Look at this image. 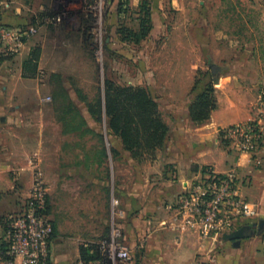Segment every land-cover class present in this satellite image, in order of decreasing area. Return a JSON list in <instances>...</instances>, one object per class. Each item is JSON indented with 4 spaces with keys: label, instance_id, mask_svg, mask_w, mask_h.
I'll return each mask as SVG.
<instances>
[{
    "label": "crops",
    "instance_id": "1",
    "mask_svg": "<svg viewBox=\"0 0 264 264\" xmlns=\"http://www.w3.org/2000/svg\"><path fill=\"white\" fill-rule=\"evenodd\" d=\"M107 2L116 15L113 22L134 28L140 26L142 6L150 12L152 28L142 40L146 45L141 53L147 59L146 87L160 100L165 97L161 110L176 112L163 117L169 126L165 143L138 167L111 163L93 169L86 160L77 164L67 155L62 160L55 131L61 121L53 110V115L38 119L53 129L47 134L45 163L38 153L29 152L25 134L11 127L22 123L18 109L24 102L18 101L11 84L38 80L44 71L61 79L84 59L81 38L72 34L81 22L80 8L70 0H0V26L38 28L15 56L3 55L0 44V243L7 238L8 216L25 204L37 166L49 189L48 216L54 227L49 264H78L82 243L108 235L115 199L121 207L118 221L124 241L133 254L118 264H264V229L235 246L225 234L201 236L185 227L177 214L178 195L211 168L218 174L234 171L245 199L257 211L241 218L238 228L264 219V144L258 153L249 154L220 136L222 127L258 115L256 105L264 90V0ZM126 12L138 17L126 18ZM75 49L79 53L74 55ZM33 50L38 52L36 66L26 68ZM212 64L220 68L219 83H213L216 107L208 120L197 123L189 115L190 94L197 79L195 91L203 90ZM41 140L38 132L34 145L39 147ZM79 153L86 157L87 148ZM11 264H23V258L13 257Z\"/></svg>",
    "mask_w": 264,
    "mask_h": 264
},
{
    "label": "rangeland",
    "instance_id": "2",
    "mask_svg": "<svg viewBox=\"0 0 264 264\" xmlns=\"http://www.w3.org/2000/svg\"><path fill=\"white\" fill-rule=\"evenodd\" d=\"M70 1L76 10L80 8L77 15L81 17V22L78 27L73 29L72 34L74 37L81 38L84 59H78V64L72 66L67 75L61 79L49 77L44 71L38 80L24 78L20 81H13L11 88L18 91L16 98L18 101L24 102L22 107L18 109L19 114L23 117L22 123L20 125L13 124L11 127L13 130L25 134L23 140L25 148L32 154L36 152V156L38 153L39 160L45 163L46 159L44 161L43 152L49 148L47 134L51 132L52 125L42 122L43 120L38 123V119L41 116L53 115L54 110L61 121L59 124H55V131L59 137L57 146L61 148L62 160L66 158V155L67 158L76 159L77 164L86 160L87 165L92 166L93 169L96 164L108 165L111 163L119 164L121 167L126 165L143 166V164H147L148 159L152 158V154L126 150L121 139L109 129L108 117L105 113L104 82L106 78H109L122 86L147 88V59L146 56H141L146 44L142 42L143 39L137 42L130 41V43L122 40L118 34L121 21L113 22L116 15L110 11L107 0L102 1L101 11L100 8L95 7L97 1L100 0ZM65 11L67 10L65 9ZM100 13L102 14V48L100 40L98 41L96 38L97 34L100 36V32L96 25L95 14L100 15ZM67 16H74V14L68 13ZM125 16L130 19L138 17L135 13ZM135 30H139V28H135ZM89 34L93 36L94 44L89 40ZM47 46L49 45H46V48ZM47 53L48 55L51 54L48 48L45 55ZM75 53L78 54L79 50L75 49L73 54L75 55ZM215 84L217 86L218 83ZM216 86L214 85V87ZM149 92L156 99L158 105L163 104L165 97H162L161 100H163L161 101L158 95ZM194 93L195 91L190 94V98ZM48 96L51 100H46ZM174 111L172 108H164L163 110L159 108L162 119L164 116L174 115L176 113ZM4 115H9V113L5 112ZM38 132L42 138L39 147L34 145L35 134ZM84 147L87 148L86 157L80 158L79 150L84 149ZM70 149L73 153H70ZM74 155L75 158H73ZM40 171L44 174L43 170ZM81 190L78 189L77 195H80ZM107 192L112 196L110 189ZM120 208V204L111 205L108 235L100 237L97 242L83 244H98L104 237H108L114 210L120 212Z\"/></svg>",
    "mask_w": 264,
    "mask_h": 264
},
{
    "label": "built area",
    "instance_id": "3",
    "mask_svg": "<svg viewBox=\"0 0 264 264\" xmlns=\"http://www.w3.org/2000/svg\"><path fill=\"white\" fill-rule=\"evenodd\" d=\"M102 1H97L95 6L100 11ZM95 20L100 32L96 38L100 40L102 48V14H95ZM37 32L36 26L23 28L1 25L0 44L3 55L20 53L25 40ZM46 100H51L50 96ZM256 106L258 115L253 119L220 129L221 139L240 152L256 154L264 144V90ZM35 171L22 210L7 218L6 240L9 247L6 252L0 251V263L11 264L13 257L21 256L23 264H49L50 242L54 232L48 216L49 189L37 166ZM113 204H118L116 199ZM120 214L114 210L110 235L98 243L101 258L92 261L79 259L78 264H118L132 259V250L124 241L123 229L118 221ZM177 214L185 227L208 238L235 231L241 218L257 215V211L245 199L234 171L218 174L207 168L178 195Z\"/></svg>",
    "mask_w": 264,
    "mask_h": 264
},
{
    "label": "trees",
    "instance_id": "4",
    "mask_svg": "<svg viewBox=\"0 0 264 264\" xmlns=\"http://www.w3.org/2000/svg\"><path fill=\"white\" fill-rule=\"evenodd\" d=\"M124 11V9H123ZM139 30L126 25L119 24V36L124 41L137 42L145 39L151 32L150 12L142 6ZM134 28V29H133ZM93 42V36L88 35ZM38 52L32 51L29 61L24 63L26 68H35ZM212 70V69H211ZM211 72V71H210ZM215 75L212 73L205 81L204 88L196 92V80L194 95L189 106V115L197 123L205 122L211 116L216 107L217 99L213 81ZM105 113L108 117V126L112 133L116 134L126 150L131 152L154 153L161 148L167 138L169 126L163 121L159 112V105L149 90L141 86H122L113 80L106 78L105 82ZM9 247L7 240L0 243V251L6 252ZM81 259L92 261L101 258L99 244H81Z\"/></svg>",
    "mask_w": 264,
    "mask_h": 264
},
{
    "label": "water",
    "instance_id": "5",
    "mask_svg": "<svg viewBox=\"0 0 264 264\" xmlns=\"http://www.w3.org/2000/svg\"><path fill=\"white\" fill-rule=\"evenodd\" d=\"M212 73L217 76L214 80V83H219V71L220 68L216 64L211 65ZM264 229V219H260L258 223H254L252 225L242 226L231 233H226L224 235L225 239L232 240L235 246H239L243 239L249 238L255 234V231L262 232Z\"/></svg>",
    "mask_w": 264,
    "mask_h": 264
}]
</instances>
